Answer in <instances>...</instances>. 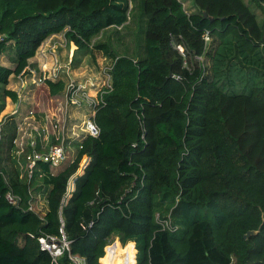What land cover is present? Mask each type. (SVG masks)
Instances as JSON below:
<instances>
[{"label":"trees","instance_id":"trees-1","mask_svg":"<svg viewBox=\"0 0 264 264\" xmlns=\"http://www.w3.org/2000/svg\"><path fill=\"white\" fill-rule=\"evenodd\" d=\"M133 2L0 0V54L15 52L14 68L0 64L5 96L18 100L10 78L30 73L48 37L63 33L84 53L130 21ZM194 3L188 12L181 0H140L138 58L93 44L113 61L98 94L100 132L83 138L73 162L39 161L45 212L28 210L30 183L7 165L18 119L0 116V264H56L39 237L61 228L85 264H264V17L251 7L264 16V0ZM46 84L52 95L65 88ZM249 230L258 231L245 238Z\"/></svg>","mask_w":264,"mask_h":264},{"label":"rangeland","instance_id":"rangeland-1","mask_svg":"<svg viewBox=\"0 0 264 264\" xmlns=\"http://www.w3.org/2000/svg\"><path fill=\"white\" fill-rule=\"evenodd\" d=\"M139 1L140 0H134L133 2L135 8L132 12V16L129 22H127L124 26H113L108 29H105L102 33H100L97 37L93 39L90 50L84 53L80 49H77L75 47V44L70 41V39H67L63 33L53 34L48 37L42 43L40 48L48 43L45 48L46 51H49L50 48L53 47L52 54L47 52L52 57H49L48 55L46 58H44L45 55L44 53L39 52V48L36 55L39 54L38 58H41V62H44V64L40 65L39 62H30L31 67L29 66L28 69H35H33V71H30V73L27 72L25 82H22L17 75L11 76L10 82L13 88L8 85L7 87L10 89H14L18 92L17 101H14L11 98L5 96L4 85L0 83V116H7L11 113L8 107H10L13 111L15 105L17 103H21V109L18 108L19 111L14 114L18 118V123L26 113H29L30 110L35 111V116L38 120L42 118L45 113V108L48 102L47 97H51L48 94V90L50 91V89L46 84H44L46 86H42L43 84H35L36 82H34V76L40 75L42 70L48 71V69H50L49 67L50 65H52L48 64V62H50V59L54 61L58 58L63 62H67L69 60L68 58L72 55V62L70 68L65 67L63 69L64 72L60 73L54 81H59L62 79L67 84L70 81V78H77L78 81H86V83L89 85V91L92 93H97L99 90H101V88L110 85L112 79L110 75V70L113 61L110 59V57L106 56L104 52L94 48V45L100 42L108 43L118 55H128L134 58L142 56V48L144 44L143 28L145 27V18L140 15V10L138 9ZM181 1L183 2L184 7L188 12L196 11L194 0ZM251 7L257 13L259 21H262V18L264 16L261 9L255 4H251ZM207 40L210 41L209 38ZM53 42H57L58 46L54 47ZM72 50L75 51L74 55ZM14 55V50L11 47H8V49L4 53L0 54V63L3 65L6 64L5 66L7 67L14 68L15 64L11 60V57H13ZM75 57H78V59H81V61L74 60ZM229 87H226V89H229L230 91H237L239 89V85L231 84V86ZM65 90L61 93V98H59V96L57 97L59 100H53V104L50 105L49 103L48 105H50L51 107H57L56 105H58V102H65ZM74 108L76 107L74 106ZM61 116L64 118L63 115ZM87 117L88 111L86 110H67L65 119L68 122L67 126L69 130L72 129L75 123L82 124V122L86 120ZM27 152V150L22 151V149H20V147H17V144H15L14 148L11 151L10 159L7 161V165L11 168L16 169L18 171L19 177L22 180H26L25 167ZM43 185L44 180L43 177L40 176H37L36 179L30 182V188L32 190L31 201L35 203L37 209H42V212H45L47 210V202L46 190L43 189ZM115 240L117 239H114V241Z\"/></svg>","mask_w":264,"mask_h":264},{"label":"built area","instance_id":"built-area-1","mask_svg":"<svg viewBox=\"0 0 264 264\" xmlns=\"http://www.w3.org/2000/svg\"><path fill=\"white\" fill-rule=\"evenodd\" d=\"M208 38L206 36V39ZM71 62L72 59L63 62L57 58L53 67L48 69V71L41 69L39 77L37 79L34 77V82L46 84L47 79L54 81L60 73L64 72L63 69L65 67L70 68ZM33 69H30V71H33ZM18 77L22 82H25L27 74L19 75ZM65 87L66 101L58 102L57 107L50 106L52 112H45L42 118L38 120L35 116V111L30 110L18 123L14 144H17V147H20L22 151H28L26 154L25 174L29 183L36 179L37 176L44 177L45 175L43 168L39 165V161L49 162L54 168L73 162L78 151L82 148L81 141L83 138L89 135L95 137L99 135L100 129L94 117L99 99L98 94L102 88L97 93H92L89 91V85L86 81H78L77 78H70V81L67 84L65 83ZM69 109L73 111H88L87 119L82 124L75 123L71 130H69L68 122L65 119ZM15 112H18V108ZM89 161L90 156L84 155L77 170L69 177L63 201L66 202L73 193L75 178L84 172ZM6 196L10 203L18 207L21 206L22 198L12 190ZM28 210L36 211V205L31 199ZM39 210L42 211V209H38V212ZM60 219L64 225L62 213ZM39 241L42 249L51 253L56 264H60V259L66 253H68V258L70 259L69 264H85L83 257L71 253L70 240L63 228H61L60 236H40Z\"/></svg>","mask_w":264,"mask_h":264},{"label":"crops","instance_id":"crops-1","mask_svg":"<svg viewBox=\"0 0 264 264\" xmlns=\"http://www.w3.org/2000/svg\"><path fill=\"white\" fill-rule=\"evenodd\" d=\"M48 44V43H47ZM47 44H45V45H43L41 48H40V50H39V52H42V53H44V55H45V57L44 58H46L49 54L48 53H50V54H52L53 53V47H51L50 48V50L49 51H46V48H45V46L47 45ZM53 46L54 47H56V46H58L57 45V42L55 43V42H53ZM75 47L77 48V46L75 45ZM74 47V48H75ZM73 51V50H72ZM48 52V53H47ZM75 54V51H73V55ZM38 56H39V54L38 55H35V57H33V58H31L30 60H36V61H30V62H39L40 63V65H42V64H44V62H41V58L39 59L38 58ZM69 56V55H68ZM72 56V55H71ZM71 56L68 58V59H71ZM82 56V55H81ZM49 57H52L51 55H49ZM60 58V57H59ZM75 60L76 61H81V59H78V57H75ZM55 61L56 60H54V61H52L51 59H50V62H48V64H52V65H50V67L49 68H51V67H53V65H54V63H55ZM53 62V63H52ZM47 64V65H48ZM6 65V64H5ZM40 68V67H39ZM35 69V68H34ZM31 70H32V68H31ZM34 77H36V79L39 77V76H34ZM62 80V79H61ZM10 81H11V78H10ZM35 84H38V85H40V84H43L42 86H46V85H44L45 83H35ZM8 86H11V88H13L12 87V84H11V82L9 83V85ZM62 93V92H61ZM61 93H58V94H55V95H52L51 93H50V91L48 90V94L51 96V97H47V105H46V108H45V112H52V110H51V108H50V105H52L53 103H52V101L53 100H59L57 97L59 96V98H61ZM47 94V95H48ZM53 97V98H52ZM55 97V98H54ZM10 98V97H9ZM33 101V100H32ZM50 103V105H48ZM33 104V103H32ZM35 104V103H34ZM34 107V106H33ZM7 108V107H6ZM9 109H10V112L12 113V114H15V113H17V112H15L16 110H17V108H20L21 109V103L19 104V103H17L16 105H15V107H14V110L12 111V109L10 108V107H8ZM19 111V110H18ZM8 114V115H12V114ZM16 116V115H15ZM16 118H17V116H16ZM18 119V118H17ZM134 245H135V243H134Z\"/></svg>","mask_w":264,"mask_h":264},{"label":"water","instance_id":"water-1","mask_svg":"<svg viewBox=\"0 0 264 264\" xmlns=\"http://www.w3.org/2000/svg\"><path fill=\"white\" fill-rule=\"evenodd\" d=\"M204 17H205V18H209L210 20H213V18H212L211 16H209L207 12H204ZM257 231H258V230H257ZM257 231H256V230H249V231H247V233L245 234V238H248V237H250L251 235L257 233Z\"/></svg>","mask_w":264,"mask_h":264},{"label":"clouds","instance_id":"clouds-1","mask_svg":"<svg viewBox=\"0 0 264 264\" xmlns=\"http://www.w3.org/2000/svg\"><path fill=\"white\" fill-rule=\"evenodd\" d=\"M1 64V63H0ZM111 75V74H110ZM13 76V75H12ZM18 76V75H17ZM9 85V84H8ZM14 90V89H13ZM16 91V90H15ZM12 115H14V114H12Z\"/></svg>","mask_w":264,"mask_h":264}]
</instances>
